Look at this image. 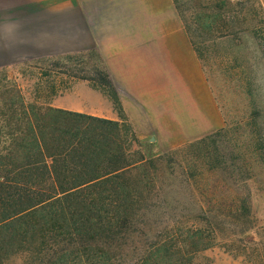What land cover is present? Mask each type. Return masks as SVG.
I'll return each mask as SVG.
<instances>
[{"label":"trees","instance_id":"1","mask_svg":"<svg viewBox=\"0 0 264 264\" xmlns=\"http://www.w3.org/2000/svg\"><path fill=\"white\" fill-rule=\"evenodd\" d=\"M172 3L201 60L185 9L178 0ZM202 21L223 30L227 22L224 16ZM96 57L100 59L98 52ZM97 74L98 82L77 78L93 83L111 99L120 123L27 104L17 88L4 103L8 110L0 113V264L17 253L24 255V264H195V256L213 244L219 214L200 206L189 226L180 227L174 219L179 215H172L173 225L156 230L151 217L156 207L152 200L159 199L153 194L157 167L172 174L177 166L184 181L193 184L210 179L218 168L226 171L225 162L213 158L211 150L222 129L146 160L109 75L104 68ZM261 144L257 140L253 151L264 166ZM198 161L202 168L196 167ZM183 164L192 170L187 173ZM203 193L196 192L199 202L226 207V218L237 219L248 211L247 198L201 201Z\"/></svg>","mask_w":264,"mask_h":264},{"label":"rangeland","instance_id":"2","mask_svg":"<svg viewBox=\"0 0 264 264\" xmlns=\"http://www.w3.org/2000/svg\"><path fill=\"white\" fill-rule=\"evenodd\" d=\"M178 3L185 9L199 61L223 117V126L212 133L222 130L210 146L213 158L224 161L227 172L218 168L214 176L198 180L196 185L184 181L182 169L177 166H173L172 174L157 167L153 194L159 195V199L152 200L156 207L151 222L160 231L173 225L172 215H179L174 218L179 226H189L191 216L199 212L200 206L205 210L215 208L211 212L219 214L220 229L212 234V246L195 256V264H264V166L253 151L257 140L264 145V0ZM208 16H224L226 28L223 30L217 24L211 28L202 21ZM44 32L48 31L32 26L4 28L0 35V113H6L8 106L4 103L13 98L17 88L27 104L49 105L98 118L105 116L103 119L120 123L111 99L93 83L77 78L83 76L98 82L97 71L106 70L100 55L98 59L95 50L72 51L75 46L65 44L67 39L62 33ZM112 86L121 104L113 82ZM3 125L0 119V127ZM142 129L149 136L141 142L132 127L139 141L138 149L146 160L193 142L168 147L167 142L176 135L173 127ZM187 166L183 164L182 168L188 173L192 168ZM201 166L198 161L196 167ZM196 192H204L201 201L212 197L247 198L248 211L237 219L226 218V207L217 208L208 200L201 203ZM24 259L23 254L17 253L5 264H24Z\"/></svg>","mask_w":264,"mask_h":264},{"label":"crops","instance_id":"3","mask_svg":"<svg viewBox=\"0 0 264 264\" xmlns=\"http://www.w3.org/2000/svg\"><path fill=\"white\" fill-rule=\"evenodd\" d=\"M32 26L62 33L72 51L99 53L141 142L142 127H173L174 147L223 126L172 0H0V35Z\"/></svg>","mask_w":264,"mask_h":264}]
</instances>
